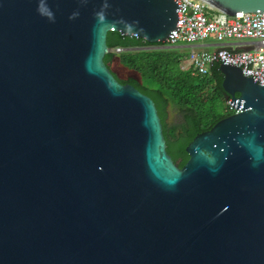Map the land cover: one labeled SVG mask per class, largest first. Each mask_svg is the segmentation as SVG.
Segmentation results:
<instances>
[{"label": "water", "instance_id": "1", "mask_svg": "<svg viewBox=\"0 0 264 264\" xmlns=\"http://www.w3.org/2000/svg\"><path fill=\"white\" fill-rule=\"evenodd\" d=\"M179 22L178 0H0V264H264V84L221 64L239 112L179 168L104 64L109 32L164 44Z\"/></svg>", "mask_w": 264, "mask_h": 264}, {"label": "trees", "instance_id": "2", "mask_svg": "<svg viewBox=\"0 0 264 264\" xmlns=\"http://www.w3.org/2000/svg\"><path fill=\"white\" fill-rule=\"evenodd\" d=\"M106 43L111 53L104 57V64L120 84L133 86L154 102L166 151L179 168L188 160L185 148L193 138L234 113L229 109L227 95L222 89L219 64L213 65L210 72L202 76L183 69L185 56L182 52L164 44H148L116 32L107 34ZM116 48L122 51L114 53ZM113 64L117 70L112 68ZM119 69H125L129 74L121 77ZM169 108L179 114V123H167Z\"/></svg>", "mask_w": 264, "mask_h": 264}, {"label": "built area", "instance_id": "3", "mask_svg": "<svg viewBox=\"0 0 264 264\" xmlns=\"http://www.w3.org/2000/svg\"><path fill=\"white\" fill-rule=\"evenodd\" d=\"M178 2L179 28L173 36H168L164 45L190 47L188 69L193 74L205 76L213 65L225 63L237 67L254 83L264 84V14L239 12L229 17L212 9L204 0ZM210 44H214L213 50H208ZM121 51L116 48L114 53ZM226 102L230 110L239 112Z\"/></svg>", "mask_w": 264, "mask_h": 264}, {"label": "rangeland", "instance_id": "4", "mask_svg": "<svg viewBox=\"0 0 264 264\" xmlns=\"http://www.w3.org/2000/svg\"><path fill=\"white\" fill-rule=\"evenodd\" d=\"M207 42H210V41H207ZM198 45H200V44H198ZM180 46L185 47V48H176V47H180ZM176 47L170 48V49L171 50L177 49V50L182 52V54L185 56V61L182 65V68L188 69L189 68V54H190L192 49L190 47H187L186 45H176ZM112 68L114 70H117L116 64H113ZM127 74H129V72L127 70L119 69V73H118L119 76L123 77ZM130 74H132V73H130ZM180 120H181V118H180L179 114L177 112H175V110H173L172 108H169L167 123L168 124H176V123H179Z\"/></svg>", "mask_w": 264, "mask_h": 264}, {"label": "crops", "instance_id": "5", "mask_svg": "<svg viewBox=\"0 0 264 264\" xmlns=\"http://www.w3.org/2000/svg\"><path fill=\"white\" fill-rule=\"evenodd\" d=\"M230 43H231V42H226V44H230ZM213 45H214V44H210L208 50H213ZM176 48H185V47L180 46V47H176Z\"/></svg>", "mask_w": 264, "mask_h": 264}]
</instances>
